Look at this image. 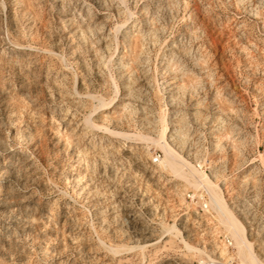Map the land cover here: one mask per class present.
Masks as SVG:
<instances>
[{
  "label": "rangeland",
  "instance_id": "obj_1",
  "mask_svg": "<svg viewBox=\"0 0 264 264\" xmlns=\"http://www.w3.org/2000/svg\"><path fill=\"white\" fill-rule=\"evenodd\" d=\"M213 196L264 264V0H0V264H243Z\"/></svg>",
  "mask_w": 264,
  "mask_h": 264
},
{
  "label": "bare ground",
  "instance_id": "obj_2",
  "mask_svg": "<svg viewBox=\"0 0 264 264\" xmlns=\"http://www.w3.org/2000/svg\"><path fill=\"white\" fill-rule=\"evenodd\" d=\"M155 142L158 143V144L159 143L160 144L163 143V141L161 139L160 140L157 139V140H155ZM163 149H164V151L166 153H169V150H168V148L165 145H164ZM183 161L185 162V160H183ZM183 161H177L176 160L175 163H172V164H174L173 166H175V169H174L175 170V174H177L178 176H180L181 178H183L185 180H188V176H189L188 173L194 172V173H196V174H198L200 176L203 184L208 186L209 189L211 190V188H212V186L214 184L209 179V177L207 175H205L204 173H199L195 169V167H193L189 163H187V164L183 163ZM195 187L199 188V185H196ZM212 198H213V201H212L211 204H213L214 209L221 216L223 224L226 226V228L233 235V237H234V239H235V241L237 243L239 254L242 257L241 259H243V264H259L260 262L258 261V259L255 256V253H254V250H253V245L247 240L245 228L242 225V223L229 210L227 204L225 203V200L221 199L222 196L220 197V199L216 198L214 196ZM206 204H205L206 205V209L207 210L210 209L209 206L211 207V204L210 203L209 204L206 203Z\"/></svg>",
  "mask_w": 264,
  "mask_h": 264
},
{
  "label": "built area",
  "instance_id": "obj_3",
  "mask_svg": "<svg viewBox=\"0 0 264 264\" xmlns=\"http://www.w3.org/2000/svg\"><path fill=\"white\" fill-rule=\"evenodd\" d=\"M159 158H160V156H156L155 158H154V162L155 163H157L158 161H159ZM202 193L203 192H201L200 193V195H202ZM203 197L202 198H204V199H208V196H207V194L205 193H203ZM188 197H189V199H191L192 200V202L193 203H196V204H199V202H202L203 201V199H201L200 197H199V195H194V197L192 196V195H188ZM200 205V204H199ZM201 206V205H200ZM203 207H201V209H202ZM204 209V208H203ZM205 209H206V205H205ZM204 209V210H205ZM228 243H229V248H231L232 246H231V241H227ZM226 264H233V263H229V262H227Z\"/></svg>",
  "mask_w": 264,
  "mask_h": 264
}]
</instances>
